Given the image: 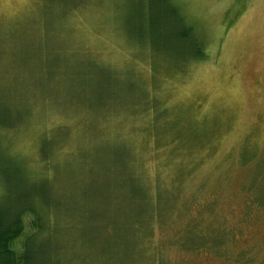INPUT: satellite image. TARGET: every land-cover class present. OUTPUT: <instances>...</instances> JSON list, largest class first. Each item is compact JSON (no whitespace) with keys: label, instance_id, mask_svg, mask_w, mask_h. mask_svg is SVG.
I'll return each instance as SVG.
<instances>
[{"label":"rangeland","instance_id":"rangeland-1","mask_svg":"<svg viewBox=\"0 0 264 264\" xmlns=\"http://www.w3.org/2000/svg\"><path fill=\"white\" fill-rule=\"evenodd\" d=\"M167 1L203 56L165 33L134 35L151 0H0V123L13 125L0 126V147L36 171L50 140L64 192L77 189L73 160L86 167L80 193L93 186L97 211L114 219L92 264L144 254L141 264H238L243 253L264 264V208L252 204L264 196V0ZM139 196L155 203L137 231ZM197 221L233 234L218 250L186 251L179 241Z\"/></svg>","mask_w":264,"mask_h":264},{"label":"trees","instance_id":"trees-1","mask_svg":"<svg viewBox=\"0 0 264 264\" xmlns=\"http://www.w3.org/2000/svg\"><path fill=\"white\" fill-rule=\"evenodd\" d=\"M151 1L152 5H155L154 9L150 10L147 17L139 16L141 25L145 28L139 32L134 31V35H138L139 39L142 40L141 38L151 37L154 33L157 38H161L165 33L164 36L168 42L191 45V48L195 50L194 56H203L199 49L202 41L195 37L196 33L193 27L186 22L185 16L176 9L171 10L169 7L171 4H168L167 0ZM161 120L162 118L157 116L153 119L152 126L157 125ZM2 125L0 123L4 129L5 126H13L12 124ZM159 132L155 130V133L159 134ZM162 132L164 135L167 133L166 130H162ZM177 138L175 134H172L173 141ZM53 150H56V145L53 144L51 150L50 140L44 139L40 148L41 169L35 171L30 169L28 164H23L21 159L0 147V264H92L95 260L92 257L93 247L101 244V239L98 236H101L102 233L107 234L103 226L107 225L109 228H114L112 216L101 215L96 209V196L93 190H97L92 186L90 188L92 193L89 190L90 197L80 193V178L87 180L88 173L86 167L79 162L80 160H73L74 165L72 162L70 163L74 166V173L77 176V179L74 180L77 189L71 191L69 186H66V190H69L64 192L63 185L58 187L56 183L58 181L52 177V163L54 161L57 163L55 159H58V155ZM127 159L129 162L128 170L135 175L133 166L130 167V159ZM121 168L123 169L121 172L126 173L125 168L123 166ZM135 179L137 180L136 177ZM132 182L136 188V196L138 190H141L140 195L145 189L142 182L138 180ZM68 185L70 184L68 183ZM252 194V204L264 208V196H259V193ZM136 199L138 204L148 203L142 213L144 216L133 221L134 227L136 225L135 228L139 231L143 226L136 224V222L143 220L147 223L151 220L153 217L151 207H154L155 202L151 198L143 199L141 196ZM157 202H161L160 198ZM163 213H161L162 217L164 216ZM27 217H31L28 224L26 223ZM195 226L196 230L193 235L179 241L182 248L189 252L212 251L213 248L218 250L233 234L227 229L220 228L212 229V232L207 234L199 221L196 222ZM212 233L213 235L209 236ZM23 235L25 237L22 247L17 249L18 240ZM142 239H144L143 236L139 238L135 248H133L135 257L141 253L139 248ZM77 246L83 250L84 256L76 252ZM148 257L144 254L140 263L137 258L136 261L141 264ZM234 258L238 264H249L251 260V257L245 256L244 253L242 256H235ZM103 259L102 261L106 260L109 264L113 258L110 257L109 260L107 255ZM150 263L158 264L157 261ZM168 263L170 262L166 259L161 264Z\"/></svg>","mask_w":264,"mask_h":264}]
</instances>
